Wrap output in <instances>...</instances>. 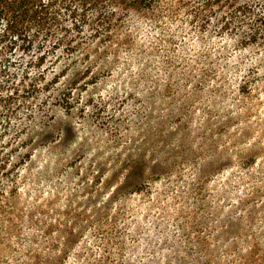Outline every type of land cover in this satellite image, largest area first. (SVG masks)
Segmentation results:
<instances>
[{
	"label": "rangeland",
	"instance_id": "1",
	"mask_svg": "<svg viewBox=\"0 0 264 264\" xmlns=\"http://www.w3.org/2000/svg\"><path fill=\"white\" fill-rule=\"evenodd\" d=\"M199 1L158 19L115 5L109 36L76 32L67 21L70 48L58 30L7 53L1 91L15 99L0 115L1 151L12 157L0 168V264H151L154 253L168 255L165 234L186 245L200 229L191 206L204 205L179 178L195 179L196 164L215 150L229 158L214 160L222 169L207 175L204 209L214 217L213 204L226 213L235 201L230 213L242 219L219 243L210 240L200 263L217 256L218 264H264V31L245 38L258 29L252 20L264 0H246L252 13L227 30L217 17L199 28L190 14ZM170 84L180 90L173 99ZM51 95L69 101L72 113L28 118ZM126 131H146L144 140L151 133L150 144L152 133L169 131V146L157 144L169 147V177L138 192L122 187L116 151ZM216 225L202 235L209 239Z\"/></svg>",
	"mask_w": 264,
	"mask_h": 264
},
{
	"label": "trees",
	"instance_id": "2",
	"mask_svg": "<svg viewBox=\"0 0 264 264\" xmlns=\"http://www.w3.org/2000/svg\"><path fill=\"white\" fill-rule=\"evenodd\" d=\"M188 0H0V63L4 61L7 53H11L14 47L17 46L22 52H26L31 47L34 46V42L38 37L43 39H48L52 36H55L56 31H62V35L58 37L59 41H63L69 44V48L72 46L66 35L69 33L67 21L74 23L73 29L76 32L80 31L81 28L87 27L92 30V35L98 36L99 33H105L106 36H109L111 25L113 21L117 19L114 18L115 11L112 8L117 5L120 7L124 13L133 11H142L147 12L152 19H158L160 17H172L175 12L182 7L187 5ZM255 2V0L253 1ZM251 4L247 3L246 0H200L196 5H193L190 14L191 18L199 21V28L204 27V23L209 22L212 18L217 17L220 25L218 27L221 29H236L237 26H234V22H240L242 17L245 14L252 13ZM255 8V6L253 7ZM260 15L256 16L252 20V24L255 23L258 27L251 30L246 40L255 41V37L261 34L264 31V8L261 10L257 9ZM166 16V17H165ZM120 18V16H119ZM262 27V28H261ZM258 30V31H257ZM260 30V31H259ZM42 46L41 41L37 42V48L40 49ZM3 71L5 68H2ZM2 69H0L1 74ZM2 81V79H1ZM177 85L178 80L173 79ZM172 82V81H171ZM172 84V83H171ZM170 84V87L173 86ZM5 84L0 83V115L2 112L3 116L7 117V103L10 100H14V93L10 91L9 95H3L2 89H4ZM44 88L40 89L43 91ZM48 87L45 89L47 90ZM35 92L36 90L33 89ZM180 93V90L176 89L174 86L172 89H169V96L171 98L174 94ZM45 96L40 102H38L37 108H33L27 114L28 118L33 121H54L61 113L65 115H70L72 113V105L69 101L61 100V95L56 97ZM173 99V98H172ZM171 99V100H172ZM13 112V109H10V113ZM32 121V122H33ZM165 123V121H164ZM39 126L42 124L38 123ZM164 129V128H163ZM159 131V130H157ZM146 131H136L124 133L122 139V147L118 148L116 155L118 158H124V170H126L125 175L123 176V182L120 184L124 185L123 188L138 192L142 189V186L146 185V181L149 179H160V177H169V147L165 149L162 145H157L159 142L167 143L165 135L169 131H160L156 133L155 143H148L150 141V136L144 140ZM149 135V134H148ZM152 140V138H151ZM166 146H169L165 144ZM3 145L0 146V154H6L4 161L0 163L5 167V164L9 165L11 160V155L9 152L5 153L2 150ZM144 148V149H143ZM151 150V157L145 160L146 152ZM227 155L229 158V153L223 150H215L211 155L205 159H211L205 163L196 164V178H191L190 181L186 179H180L181 184L187 188V185L191 186L190 190H187L190 198L197 197L198 200L203 201L204 205L200 208V211L197 208L191 206L192 213H196L192 217L191 223L196 224L194 227L200 228L197 232L199 234L192 233L187 234L186 245H182L179 238H173L175 235H170L171 243H169V234H165V240L168 243V255H160L159 253H154V260L151 261V264H201L203 251L204 249H209V245L213 242L210 241L214 239L215 242L220 240V233L227 235L229 232L230 223L236 221H241V216L231 215V211L235 208V201L229 203L227 210L224 209L222 213L218 205L213 204L214 217L210 216V213L205 211L204 206L206 203V197H209L208 194L204 193V187L209 181H207L208 176L214 172H218L222 169L218 163H215L214 160L221 161L222 157ZM148 166L151 168L148 169ZM123 168V167H122ZM128 186V187H126ZM121 190H124L120 188ZM0 189V194H1ZM196 204V203H195ZM233 207V209H231ZM207 218V221L203 219ZM215 218V220H214ZM196 221V223H195ZM208 222V223H207ZM219 222L220 225H216V228H213V231L208 232L209 236H204L202 233L206 231V224H215ZM180 233V231H179ZM178 234V233H177ZM176 234V235H177ZM191 242V243H190ZM226 242V241H225ZM219 243V242H218ZM216 249V248H215ZM196 252H199L197 255ZM184 254H189L190 258L185 259ZM185 255V256H186ZM209 264H218L219 258L212 256L209 258ZM215 260V261H214ZM199 262V263H198Z\"/></svg>",
	"mask_w": 264,
	"mask_h": 264
}]
</instances>
